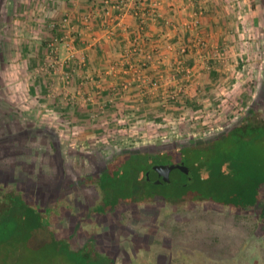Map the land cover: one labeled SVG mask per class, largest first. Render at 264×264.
Wrapping results in <instances>:
<instances>
[{
	"label": "rangeland",
	"instance_id": "1",
	"mask_svg": "<svg viewBox=\"0 0 264 264\" xmlns=\"http://www.w3.org/2000/svg\"><path fill=\"white\" fill-rule=\"evenodd\" d=\"M248 6L251 15L244 21L248 31L237 38L246 43L238 47L236 42L241 50H237L240 57L233 63L234 72L229 71V79L207 90L206 101L186 106L196 118L182 124L150 121L146 126L152 123L151 128L127 125L100 137L104 141L100 147L92 149L84 144L60 148L63 162L54 165L50 149L32 146L35 134L30 128L41 122L35 121L34 115H25L23 112L29 110L22 111L20 106L28 102L24 96L34 87L33 79L41 71L52 74L56 65L50 44L56 36L67 34L69 27H62L64 17L59 22L60 33L46 38L47 62L43 68L8 66L6 62H15L18 55H10L7 46L14 50L19 44H34L31 35L16 37V43L10 39V44L7 38L12 27L23 22L25 15L19 13L24 10L30 14L31 8L28 5L25 10L22 0H0V264H264V185L258 205L251 208L250 189L232 196L236 202L226 201L228 187L217 195L201 191L205 169L187 186L179 185L184 177L178 168L162 176L150 170L148 178L143 172L148 163L142 161L127 166L117 176L103 172L104 168L107 172L111 159L127 153H162L208 141L242 122L264 124V115L259 116L264 110V0L251 1ZM40 22L45 24L46 17ZM70 34L74 35L72 31ZM61 46L59 43L58 50ZM132 120L144 119L127 118L125 122ZM237 132L235 129L229 135L232 143L226 141L230 150L216 143L214 149L218 146L220 153H229L232 159L241 156L243 152L237 156ZM251 132L245 127V133ZM250 139L240 140L244 149L250 150L238 158L243 173L227 169L230 178L223 179L225 186L234 175L248 176L251 164L261 166L263 147L256 143L255 135ZM211 151L202 150L193 162L200 166L216 161L217 155H206ZM160 160L176 163L166 162V157ZM121 163L119 159L116 165ZM183 163L191 171L196 167L185 158ZM221 169L224 174L225 166ZM101 172L103 175L98 174ZM156 176L168 182L159 184ZM60 182L62 188L58 187ZM131 190L151 194L150 199L132 200ZM157 194L163 202L151 200Z\"/></svg>",
	"mask_w": 264,
	"mask_h": 264
},
{
	"label": "crops",
	"instance_id": "2",
	"mask_svg": "<svg viewBox=\"0 0 264 264\" xmlns=\"http://www.w3.org/2000/svg\"><path fill=\"white\" fill-rule=\"evenodd\" d=\"M22 1L25 10L30 6V14L24 10L19 13L25 15L23 22L12 27L8 43L31 35L34 44H19L14 50L7 46L9 54L18 55L15 62H6L8 66L43 68L47 62L46 38L60 33L59 22L66 16L78 38L75 57L67 59V51L61 46L52 74L41 71L33 79L34 87L28 88L30 93L23 94L29 103L20 106L22 111L29 110L23 112L25 115H34L33 119L41 122L30 128L35 134L32 146L50 149L55 165L63 162L60 148L89 144L93 149L104 144L100 137L116 131L113 117H125L121 120L125 122L135 116L144 119L137 129L151 128L152 123L146 125L158 122L166 112L165 88L170 90L175 85L171 77L180 82L185 79L181 83L185 107L206 101L207 90L220 80L226 81L229 71L234 72L233 63L241 50L236 42L238 47L246 43L237 38L248 31L244 21L249 20L248 5L255 0H126L124 9L111 10L112 17L104 13L102 0ZM143 12L146 15L141 23L139 13ZM44 17L45 24L40 22ZM134 38L139 41L138 54L130 51ZM178 64L184 68L174 74ZM185 69L190 71L188 76ZM153 80L159 83L157 88L149 87ZM186 110L190 112L188 107ZM62 185L60 182L58 187Z\"/></svg>",
	"mask_w": 264,
	"mask_h": 264
},
{
	"label": "trees",
	"instance_id": "3",
	"mask_svg": "<svg viewBox=\"0 0 264 264\" xmlns=\"http://www.w3.org/2000/svg\"><path fill=\"white\" fill-rule=\"evenodd\" d=\"M245 127H247V129H249V127H250V130L253 132H251L250 134L245 133ZM235 129L238 131L236 134L237 135L236 139L238 140V142L236 144H237V147L239 148L237 151V152H239V154H237V156L240 155L241 152H243L242 153V155H243V154H246L247 151H250L247 149L245 150L244 146L241 144V142H243L245 139H248L250 142V140H251L250 138L253 135H255V137L257 139L256 143L263 147V149H262L263 153L261 152V154L263 156L261 155L262 157H261V159H259L262 164H261V166L259 164H256L255 167L253 166L254 164H251L252 169H251L248 176L242 175L244 177V179H243L242 177L236 178L234 175L233 177H231L232 180L229 179V180L225 181V182H228V184H226V186H225L222 183V181H223V179H226L225 177H229V174L227 173V169L237 170L238 175H241L243 173L242 167H240V163L238 161V158L241 157L242 155L239 157H233V159H232V157L229 155V153H220L219 152L220 148H217L218 146L216 147V149H214V145L216 143V144L220 145L221 148H222V146H225L227 151L230 150L231 147L230 148L227 147L229 145L226 144V141L228 142V140L230 139L229 143H232V139L229 137V135ZM240 140H243V141H240ZM200 148H202V149L200 150ZM207 149L212 150V151L209 153H206V155L211 156V157L212 156L214 157L215 155H217L218 156L217 160L215 161L214 159H212V161H210L208 163H203V165H200V166L198 165V163H194L193 161H195V156H197V154H200V152L202 150L207 151ZM136 155H138V156H136ZM133 157H137V158L132 159ZM161 157H166V162L176 160V163H179V162H183L184 158H185V160H187V159L190 160V163L192 165H194V164L196 165V167L192 170V173H193L192 180L193 179L194 180L199 179V177L201 176V173L205 169L204 171H207V175L205 176V178L202 177L201 182L203 183L204 187L200 188L201 191H202V189H205V191H208V193H215L217 195L220 191H222L221 190L222 188H225V190H226V187H228L227 191H229V192L227 194L228 196H225L226 201L236 202V200L232 196L244 194V192L246 190L250 189L252 195H251V198H250L248 205L252 208L253 205H254V207H256V205H258V203H259L258 199H259V195H260V189L264 185V124L262 125L260 123L259 124H253L250 122H242V123L238 124L237 126H234L230 129L220 133L216 137L209 139L208 141H204V142H200V143H192L189 145L186 144V145L178 146V147H172V148L166 150V154L164 156L162 155ZM161 157L159 155V152L154 153V154H146V155L136 154V153H127V154H124L122 156H119L118 158H115L114 162H112L113 161L112 160L111 163H108L109 168H108L107 172L105 171V173L108 175L111 174L113 176H117L118 174L123 173L127 166L136 165V164H138V162H141V161L144 162L145 164L148 163L146 165L147 167L145 169H143L144 173H148L149 170L155 165V163L164 162L163 160L162 161L160 160ZM119 159L122 160V163L120 164L121 166L116 165V163L119 161ZM143 159H146V160H143ZM214 162H217V163H214ZM111 165H113V166H111ZM222 165L225 166L224 174L222 173V171H224V170L221 169ZM257 166H259V169H258L259 173H257L255 171V168ZM113 169L115 172L110 173ZM130 170H132V169H130ZM140 171H142V170H140ZM101 176H100V178H101ZM122 176H124V175H122ZM148 178H150L149 175H148ZM203 179H205V180H203ZM237 179H238V181H237ZM161 181H162V179H161ZM213 181H216V182H214L212 184ZM162 182H161V184H163ZM157 183H159V182H157ZM189 184H187V185H189ZM214 184H216V186ZM245 184H247L246 187H245ZM187 185H185V186H187ZM208 185H212V187H209ZM182 186H184V185H182ZM225 190H223V191H225ZM130 195H131L132 200L134 198H136V200H139V199H141V197H142V199H145L147 197L150 199L151 194H144L143 193V195H140L139 192L131 190ZM151 200L155 203L163 202V201H161V195H159V194L151 197Z\"/></svg>",
	"mask_w": 264,
	"mask_h": 264
},
{
	"label": "built area",
	"instance_id": "4",
	"mask_svg": "<svg viewBox=\"0 0 264 264\" xmlns=\"http://www.w3.org/2000/svg\"><path fill=\"white\" fill-rule=\"evenodd\" d=\"M103 4L105 6V10L104 13L110 17L111 16V10H116V11H120L122 9H124L126 0H102ZM147 12V11H146ZM146 12L143 13H139V18L140 21L139 22H143V18H145L144 16L146 15ZM112 20V18H111ZM63 23H62V27L65 28L66 26L69 27V29L67 30L68 33L66 34V31L63 33V35L59 36V37H55L53 42L50 44L51 47V55L54 57V61L53 64L58 62V58H57V50H58V44L62 43V47L66 49L67 51V59H72L73 57H75V41L77 38H75V35H73L72 37L70 36L71 31H72V26L69 25V22L67 24V18L65 17L63 19ZM143 25H140V29H143ZM140 50V46H139V41L137 40V38H134V40L132 41L131 44V53L132 54H138ZM179 68H184V66L182 64H178V66L175 68L176 70H174V74L177 72H180ZM186 70V74L185 75H189L190 71ZM184 74V73H183ZM173 84H175L174 86L170 87V90L168 89V87L165 88L166 91V101L165 106H166V112H164L165 114L160 116V120L162 121L163 124L166 123H178V124H182L183 121H190L193 120L194 118H196L197 116H195L194 114H190V112H188L186 110V107L183 103H181L183 95L185 94V87L182 86V82L185 79H181V82L178 81V79L176 78V76L171 77V79ZM149 86L150 88H157L159 86V83L157 82V80H153L150 82ZM170 86V85H168ZM111 102V100H110ZM135 117V116H134ZM134 117L130 118L133 119ZM125 118V117H124ZM121 118L119 120V118L117 117H113L111 118V123H112V127L113 130H118L120 126L123 125H131L133 124L132 128H137V126H140L139 123L140 121H134L132 120V122H121L122 119ZM136 119V118H135ZM129 120V119H128ZM146 122V121H145ZM127 123V124H125Z\"/></svg>",
	"mask_w": 264,
	"mask_h": 264
},
{
	"label": "water",
	"instance_id": "5",
	"mask_svg": "<svg viewBox=\"0 0 264 264\" xmlns=\"http://www.w3.org/2000/svg\"><path fill=\"white\" fill-rule=\"evenodd\" d=\"M171 168H178V169H180L181 171H182V177H184L185 178V180H184V178H181V180L179 181V185H187V184H189L191 181H192V178H193V173H192V171L183 163V162H179V163H166V164H159V165H154L150 170H152V171H157V172H165V171H167V170H169V169H171ZM150 170H149V172H150ZM149 173H147V175H148ZM162 179V181H165L164 179V177L163 178H161ZM156 182H159V179L156 181ZM166 182H168L167 180H166Z\"/></svg>",
	"mask_w": 264,
	"mask_h": 264
},
{
	"label": "flooded vegetation",
	"instance_id": "6",
	"mask_svg": "<svg viewBox=\"0 0 264 264\" xmlns=\"http://www.w3.org/2000/svg\"><path fill=\"white\" fill-rule=\"evenodd\" d=\"M263 113H264V111L262 110V113L259 114V116H260V117H263V115H264ZM159 153H160V152H159ZM165 153H166V150H163V152L160 153L159 155H160V156H161V155H165ZM159 164H166V163H164V162H158V163H155V165H159ZM148 173L150 174V172H148ZM159 174H160V176H162L163 173L160 172ZM158 176H159V175H158ZM158 176H156V177H158ZM158 179H159V183H161V182H162V181H161V178L158 177ZM164 180L166 181V179H164Z\"/></svg>",
	"mask_w": 264,
	"mask_h": 264
}]
</instances>
